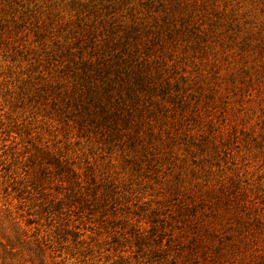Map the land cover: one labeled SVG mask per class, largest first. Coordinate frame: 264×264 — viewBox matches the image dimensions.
I'll list each match as a JSON object with an SVG mask.
<instances>
[{
    "label": "rangeland",
    "instance_id": "374dc122",
    "mask_svg": "<svg viewBox=\"0 0 264 264\" xmlns=\"http://www.w3.org/2000/svg\"><path fill=\"white\" fill-rule=\"evenodd\" d=\"M179 206L264 246V0H0L13 259L112 264Z\"/></svg>",
    "mask_w": 264,
    "mask_h": 264
},
{
    "label": "trees",
    "instance_id": "16d2710c",
    "mask_svg": "<svg viewBox=\"0 0 264 264\" xmlns=\"http://www.w3.org/2000/svg\"><path fill=\"white\" fill-rule=\"evenodd\" d=\"M90 70L89 68L86 72ZM94 71L104 78L101 68ZM102 84L106 91L111 90L110 79ZM98 102L102 103L100 100ZM100 109L107 113L106 116L111 112L106 109V104L104 109ZM218 213L217 209L212 215L203 216L197 213L195 206H179L174 213L171 209H166L161 214L166 216L163 217L165 219H160L158 212L154 211L149 227L132 228L128 232L130 240H127L129 247L126 251L114 249V253L127 256L119 255V259L112 264H264V246L259 249L255 245V239L247 241V236L241 234L244 233L243 222L240 223L242 215L239 214L237 223H234ZM260 221L258 218L253 220L258 229L262 228L255 234L264 235V222ZM232 232L238 234L234 235ZM67 233L73 238L79 236L73 231ZM112 243L118 244V240L113 239ZM15 248L8 240L4 245L0 243V264H34L39 261L13 259L17 253L13 252Z\"/></svg>",
    "mask_w": 264,
    "mask_h": 264
}]
</instances>
